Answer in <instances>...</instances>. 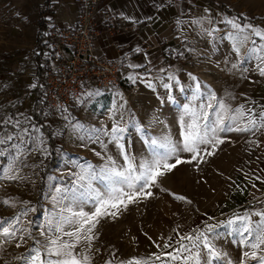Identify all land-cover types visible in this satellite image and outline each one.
<instances>
[{
  "label": "rangeland",
  "instance_id": "1",
  "mask_svg": "<svg viewBox=\"0 0 264 264\" xmlns=\"http://www.w3.org/2000/svg\"><path fill=\"white\" fill-rule=\"evenodd\" d=\"M249 1L220 0L226 7L215 2L231 15L236 13L240 26L237 36L247 37L249 47L256 50L248 51L250 63L242 57L231 61L225 54L213 63L198 66L184 50L171 56L165 70L147 82V87L134 89L122 85V81L116 89L92 87L67 113H51L41 106L37 120L32 116V89L37 82L33 48L36 21L43 5L39 7V0H0V137H12L0 145L4 150L0 156V220H16V238L0 244V264H24L18 258L28 255L32 248L46 245L49 238L59 235L69 240L62 232H55V225L49 231L52 213L58 219L70 216L71 211H95V201L86 197L71 203L65 200L62 205L53 200L56 188L75 186L82 167L91 164L97 172L113 166L121 169L126 167L125 155L134 165L151 161L150 140L165 137L177 146L167 160L175 167L170 171L162 168L164 174L155 184L149 182L134 201L125 197L118 208H109L108 212L115 215L99 218L91 245L82 240L75 251L87 256L90 264H128L137 260L143 264H187L194 256H199V264H205L210 259L207 250L202 244L196 248L193 244L201 232L214 235L208 233V227L213 226L220 235L212 243L221 255L211 264H228V228L218 225H225L229 217L221 216L222 210L235 175L243 173L264 152V121L256 103L249 111L251 103L246 97L249 86L254 88L263 76L258 57L264 56V39L252 31L264 33L254 13L257 3ZM243 26L250 32L243 33ZM221 103L227 112L224 124L217 125ZM202 107L207 121L201 118L199 123L208 125V142L200 144L196 153L183 151L181 133L192 122L193 113L199 115ZM249 119L256 121L255 127L248 123ZM77 124L83 127L77 128ZM116 124L125 129L119 143L111 138ZM226 126L232 130H219ZM242 128L248 130H237ZM16 156L19 158L14 170L6 171ZM91 188L104 195L106 182L94 179ZM125 190L128 191L126 187ZM4 200L10 203L5 205ZM74 227L64 224L63 230L73 231ZM42 231L45 235H41ZM187 236H192L193 241L183 239ZM165 244L169 246L165 248ZM43 251L41 248L42 259H54L43 255ZM174 255L180 259L173 260ZM158 256L160 259H156Z\"/></svg>",
  "mask_w": 264,
  "mask_h": 264
},
{
  "label": "crops",
  "instance_id": "2",
  "mask_svg": "<svg viewBox=\"0 0 264 264\" xmlns=\"http://www.w3.org/2000/svg\"><path fill=\"white\" fill-rule=\"evenodd\" d=\"M44 1L39 0V7ZM215 1L223 4L220 0ZM254 2L257 3L254 13L264 31V0ZM48 7L50 10L44 15L47 25L63 28L73 26L80 9L78 0H49ZM105 10L126 23L129 31L95 39L94 54L107 62L124 60L120 70L122 85L134 89L147 87V82L154 81L165 70L170 57L180 55L184 50L189 51L188 56L194 58L198 66L213 63L225 54L231 61L239 57L248 58L249 63L252 61L248 56L249 39L237 36L238 29L229 23L233 21L237 25L236 13L226 14L203 0H108ZM240 12L238 14L243 16ZM242 31L250 32L246 26ZM237 41H243V44ZM259 65L264 67V61L260 60ZM246 97L251 103L250 112L252 103H256L259 112L264 113V75L254 88L249 86ZM261 212H264V152L243 173L235 175L221 216L228 215L230 219L247 213L256 223L261 217L255 214ZM227 233L228 264H241L242 260L243 264H259L258 259L244 257V253L255 251L258 258L264 257V245L252 249L241 243L239 236L231 234V229L228 228ZM252 242L249 238L248 244Z\"/></svg>",
  "mask_w": 264,
  "mask_h": 264
},
{
  "label": "snow or ice",
  "instance_id": "3",
  "mask_svg": "<svg viewBox=\"0 0 264 264\" xmlns=\"http://www.w3.org/2000/svg\"><path fill=\"white\" fill-rule=\"evenodd\" d=\"M232 24L233 28L239 29V25H236L233 21H229ZM255 35L259 36L261 39H264V33L256 29H252ZM211 34V33H210ZM247 37H245V40ZM238 44H243V41H237ZM264 48V46H262ZM236 51H239V48H236ZM250 52H255L256 50L250 49ZM264 61V56L258 57ZM235 67V65H233ZM261 75H264V67L260 68ZM172 79V77H170ZM195 79V77H192ZM167 87V85H165ZM197 89H199V84H197ZM98 95L99 93H95ZM214 98V97H213ZM208 108H212L211 104L207 105ZM221 112L217 115L216 124H224V113L227 112V108L223 103L220 104ZM188 111V109H186ZM240 110L237 109V112ZM260 119L264 121V113H260ZM203 118L207 121V115L204 114L203 107L201 108V113L197 115L193 113V120L189 123L186 128L182 131L181 135L183 138V151L196 153L198 146L208 142L207 128L208 125L205 123L203 126L199 123V120ZM232 120H235L236 117H231ZM248 123L253 127L256 126V121L249 119ZM77 128L83 127L82 125L77 124ZM261 127H264V124H261ZM216 129H213L215 132ZM220 131L232 130L230 126L220 127ZM238 131H247V128L237 129ZM95 131V130H93ZM125 129L114 125L111 130V138L118 142L122 139V134ZM12 137L8 136L6 139L0 137V145H4L8 140H11ZM150 146L153 148V159L151 161L142 162L139 165H134L132 159L125 155V164L126 167L117 169L115 166L109 168H102L97 172L91 164H88L86 167H82L81 174L78 176L77 180L74 182L73 188H56V196L53 197L56 205H62L65 200L70 203L77 200L79 197H86L89 201H95V211L88 213L83 210L81 211H71L70 208L65 206L66 210L71 211L70 216H59L56 218V213H52L49 217L48 229L49 231L53 230V225H55L56 233H63L64 236L69 237V240H63L59 235L55 238H49L46 245H41L40 248L30 249L28 255L19 257L22 259L24 264H90L87 256H82L76 253L75 249L80 244V242L86 241L88 245H91L92 240L94 239L93 229L95 225L99 222V218L104 215H115L114 212L109 213V208H118L119 204L124 203L125 197H127L129 202L134 201L139 192H142L144 187L147 186L149 182L155 184L159 176H162L164 173L161 171L164 170L170 171L175 165L167 163V160L177 151V146L172 143L167 137L160 139H151ZM13 148H16V145H12ZM122 147V145H121ZM163 149V151H160ZM211 154V153H209ZM4 155V150L0 149V156ZM19 156L13 157L12 165L6 170L12 172L14 166ZM195 159V156H193ZM109 162L114 165L115 162L111 161L109 157ZM179 162V161H178ZM12 179H16V176H12ZM94 179H100L101 181L106 182V191L104 195H101L100 192L95 191L91 188V181ZM83 182V183H81ZM139 185V187H137ZM128 189V191L125 190ZM178 199H184L183 197H178ZM3 203L8 205L9 200H4ZM126 207V205H125ZM64 209H62L63 211ZM27 213H23L26 215ZM261 217L259 222L253 223L249 219V214L245 213L243 216L236 215L234 218H230L226 221L225 225H218L219 227H226L231 229V234L237 235L241 238V243L251 247L252 249H257L261 245H264V212L256 213ZM75 225L73 231H64L63 225ZM208 233H214L211 237L207 233L201 232L198 237H196L197 243L193 244V247H199L201 244L204 249L207 250V255L210 258L205 261V264H211L212 259H216L221 255L219 251L215 248L212 241L216 239L220 233L215 231L213 226L208 227ZM41 235H45L42 231ZM0 244L8 242L11 239L16 238V220L3 221L0 220ZM251 238L254 242L248 244V240ZM23 239V237H21ZM190 242L193 241L192 236L183 237ZM20 245L17 244V247ZM169 245L165 244L164 247L167 248ZM41 248H43V255L48 257H54V259H42ZM182 248L185 250L187 246L182 245ZM253 260L258 259L259 264H264V257H257L255 251L251 254L248 252L244 253V257H249ZM160 259V257H156ZM173 260L180 259L179 256H172ZM128 264H143L142 261H129ZM187 264H199V256H194L191 261H187ZM243 264V260L241 261Z\"/></svg>",
  "mask_w": 264,
  "mask_h": 264
},
{
  "label": "built area",
  "instance_id": "4",
  "mask_svg": "<svg viewBox=\"0 0 264 264\" xmlns=\"http://www.w3.org/2000/svg\"><path fill=\"white\" fill-rule=\"evenodd\" d=\"M108 0H78L80 9L71 27L47 25L41 33V76L37 80L42 106L51 113H67L89 87L116 89L123 59L112 62L94 54L101 36L126 34L129 26L105 10Z\"/></svg>",
  "mask_w": 264,
  "mask_h": 264
},
{
  "label": "trees",
  "instance_id": "5",
  "mask_svg": "<svg viewBox=\"0 0 264 264\" xmlns=\"http://www.w3.org/2000/svg\"><path fill=\"white\" fill-rule=\"evenodd\" d=\"M210 5L214 6L215 8L225 12L226 14H230V12L222 5L217 4L214 0H203ZM48 0H45L43 3L42 9L38 13L37 21H36V34H35V42H34V57H33V63H34V70H35V76L36 80H38L41 76V69L39 67L40 61L42 59V52H43V46L41 45V33L42 31L46 28L47 22L44 18V15L49 12V7H48ZM231 15V14H230ZM32 93L34 95V102L32 106V116L34 119H39V114L41 110V99H40V93L37 87V82L36 86L32 89ZM47 136V134L45 133ZM48 143L51 145V141L49 140ZM41 189L38 188V193Z\"/></svg>",
  "mask_w": 264,
  "mask_h": 264
}]
</instances>
